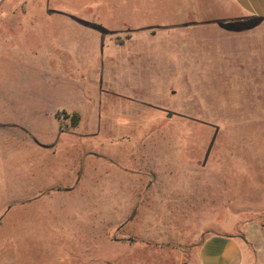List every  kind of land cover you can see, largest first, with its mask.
Returning <instances> with one entry per match:
<instances>
[{"label":"rangeland","instance_id":"374dc122","mask_svg":"<svg viewBox=\"0 0 264 264\" xmlns=\"http://www.w3.org/2000/svg\"><path fill=\"white\" fill-rule=\"evenodd\" d=\"M227 1L0 0V264H264V19Z\"/></svg>","mask_w":264,"mask_h":264},{"label":"crops","instance_id":"0c3cea01","mask_svg":"<svg viewBox=\"0 0 264 264\" xmlns=\"http://www.w3.org/2000/svg\"><path fill=\"white\" fill-rule=\"evenodd\" d=\"M228 3L235 6L246 17L264 19V0H229ZM118 203L116 208H122L120 214H125L126 209L130 211L126 206H122L128 204L130 207V199H127V203L119 202V200ZM248 245L247 242L234 235H214L208 237L197 248L195 259L188 264H260L259 262L253 263L249 255L248 258L243 257L244 247L249 248Z\"/></svg>","mask_w":264,"mask_h":264},{"label":"water","instance_id":"95a60500","mask_svg":"<svg viewBox=\"0 0 264 264\" xmlns=\"http://www.w3.org/2000/svg\"><path fill=\"white\" fill-rule=\"evenodd\" d=\"M168 117H169V118H171V117H172V115L170 114Z\"/></svg>","mask_w":264,"mask_h":264}]
</instances>
